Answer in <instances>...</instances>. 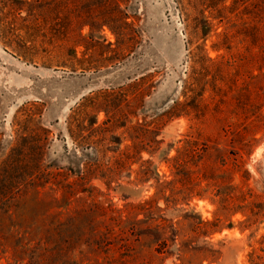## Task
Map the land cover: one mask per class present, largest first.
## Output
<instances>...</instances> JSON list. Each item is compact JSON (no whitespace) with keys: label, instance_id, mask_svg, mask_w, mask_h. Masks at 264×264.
<instances>
[{"label":"rangeland","instance_id":"obj_1","mask_svg":"<svg viewBox=\"0 0 264 264\" xmlns=\"http://www.w3.org/2000/svg\"><path fill=\"white\" fill-rule=\"evenodd\" d=\"M116 4L123 21H109L107 0H0L1 17L48 33L45 40L57 49L39 58L65 56L78 68L27 63L16 45L0 38V169L25 168L8 157L14 155V115L29 103L40 107L43 126L51 131L48 166L79 170L89 159L103 168L85 190L74 184L73 194L52 184L29 190L15 200V219L21 213L39 216L30 238L53 227L49 232L61 250L51 255L52 264H250L249 253L264 235V125L255 127L264 114V93L256 84L264 78L255 76L251 49L241 39L264 14V0H228L213 12L221 15L216 30L200 41L212 60L196 72L176 0H112ZM12 7L22 9L14 15ZM69 25L71 41L61 34ZM224 31L233 35L231 49L223 43ZM58 44L68 48L61 53ZM189 81L194 87L185 95ZM126 89L135 95L125 101ZM105 91L118 94L110 103L97 101L106 111L83 120L84 135L96 121L97 143L90 147L79 139L77 145L70 115L80 103L90 104L87 96ZM176 101L188 103L186 113L156 125ZM112 107L130 114V126L147 121L152 130L132 132L122 120L110 126ZM135 136L152 140V147L124 166V151L135 150ZM189 138L199 152H178ZM175 157L186 160L182 168L173 167ZM7 238L0 264H28L31 252L16 250L15 239Z\"/></svg>","mask_w":264,"mask_h":264},{"label":"trees","instance_id":"obj_2","mask_svg":"<svg viewBox=\"0 0 264 264\" xmlns=\"http://www.w3.org/2000/svg\"><path fill=\"white\" fill-rule=\"evenodd\" d=\"M179 10L181 12V18L184 24V34L186 37V47L188 49V62L194 72H196L198 66L202 70H206L208 66L207 61H211L209 53L205 50L204 45L201 44V40L207 39L208 35H211L215 31L214 20L221 15L214 17L213 12L220 13L224 7L225 2L228 0H176ZM107 7L110 8L109 0H107ZM22 8L12 7V14H19ZM108 13V12H107ZM0 14V38L6 41V45H16L14 51L17 52L20 58H23L25 62L38 64L41 62L44 66L49 68H65L68 67L72 71H76L78 68L74 65V61L64 58L65 56H42L39 58V53H50L55 51L57 48H50L52 44L50 41H46L47 34L43 28L33 24L31 26L26 25L25 27H16L10 20L5 17H1ZM109 21L124 20V13L120 9V5L116 4L112 6L109 12ZM107 21V20H106ZM71 25L65 27L61 34L64 33L65 40L71 41L72 30ZM223 35V43L227 49H231L233 46V35L227 31L221 33ZM30 43V44H29ZM40 43V45H37ZM221 42L215 44L214 47H219ZM227 43V44H226ZM241 43L251 49V61L255 66L256 77L264 78V14L260 16L259 22L255 24L249 33H244L241 39ZM220 44V45H219ZM58 51L63 52L68 48L66 44H58ZM69 50L76 51L75 45H71ZM231 65L228 62H219V64ZM221 68V66L219 65ZM89 68H83L82 72H86ZM259 84V83H258ZM256 84L259 92L264 93V82L262 84ZM194 82L189 81L185 86V95H189V91H192ZM118 93L115 92H100L93 96H87L86 101L90 104L80 103L78 108L74 109L70 115L69 133L74 142L78 145L80 142H85L88 146L92 147L93 144L97 143L92 140L93 124L90 122L89 127L86 128L88 131L87 135H84L85 125L83 124L84 119H91L93 114L98 111L105 110V106H97L95 103L99 100H103L106 103H110L112 98ZM135 95L134 93L124 90L125 101ZM134 98H136L134 96ZM258 103L260 102V96L257 98ZM262 103V102H261ZM187 102L176 101L174 105L162 114L156 120V125H160L165 118L174 117L186 113L188 109ZM263 106V104H261ZM110 113L107 122L110 126H116L121 120L124 121V128L126 130L140 131L142 134H147L152 130L151 123L145 121V123L138 122L134 126H130L128 123L131 122L130 114L122 112L118 107L108 108ZM258 123L255 124L256 128L260 129L264 124V114H260ZM41 111L40 107L36 103H29L21 106L14 115V122L18 125L16 129V136L11 142L12 155L9 156L12 161L17 165H24L25 168L15 167L9 169H0V245H4V240L7 241L8 236H12L17 242L16 250L19 251H30L31 260L28 264H52L49 259L53 253L59 252L60 245L57 240H54L49 230L46 232L36 234L34 233L33 238H30V233L34 232V223L37 221V214L30 212V214L21 213L22 218L15 219V216L19 217L16 212L17 203L15 200L21 197L24 193L29 190L36 189L39 186L52 184L62 189L64 194H73V185L80 183L84 185V190L92 186L90 183L94 178V173L98 169H103L97 162L87 160L86 165L79 170H75L73 167H69L68 170H64L61 167L48 166L45 163L46 148L50 141L51 131L43 126L40 119ZM153 123H155L153 121ZM83 127V128H82ZM125 133V132H124ZM136 137V136H135ZM135 141L132 147L133 151H124V166L128 163L131 164L135 155L139 152L150 151L152 147V140L146 142L143 138H139ZM106 136L102 138L106 140ZM129 148V147H128ZM199 146L196 140L186 139L184 145H182L178 152H187L194 155L199 152ZM203 149V147H202ZM181 157L173 158V167L180 169L185 165V161L180 159ZM151 170V169H150ZM73 177V178H72ZM207 177V176H206ZM207 177L206 179H208ZM201 179V178H200ZM198 177H194L192 181L200 180ZM83 191V190H82ZM154 199L146 201L145 204H151ZM259 212H255L257 215ZM261 213V212H260ZM14 241V240H12ZM34 260V261H33ZM250 264H264V235L259 240V246L253 248L249 253Z\"/></svg>","mask_w":264,"mask_h":264}]
</instances>
